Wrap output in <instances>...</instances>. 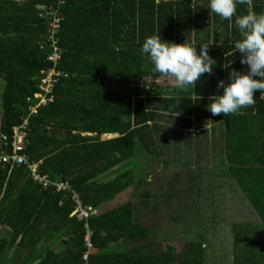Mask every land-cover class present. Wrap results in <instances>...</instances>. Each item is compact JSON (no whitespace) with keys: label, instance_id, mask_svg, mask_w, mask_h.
<instances>
[{"label":"trees","instance_id":"16d2710c","mask_svg":"<svg viewBox=\"0 0 264 264\" xmlns=\"http://www.w3.org/2000/svg\"><path fill=\"white\" fill-rule=\"evenodd\" d=\"M57 2L0 0V146L1 136H10L28 118L29 160L41 162L40 173L51 181L62 174L83 207L95 214L86 220L72 215L70 193L41 188L24 167L0 165V226L7 229L0 231V264H30L38 244L52 234L66 238L64 249L45 251L36 264H83L85 224L94 247L87 264H222L206 261V245L196 233L207 218L188 220L189 238L178 252L168 243L158 250L150 241L152 231L141 222L138 210L147 216L151 198L142 190L147 180L136 178L135 162L150 156L160 162L154 143L159 134H168L160 124L166 116L177 122V136H200L208 126L220 127L228 174L258 219L231 224V264H264V95L255 91V104L237 114L212 116L206 108L210 96L222 94L217 82H228L224 65L247 72L232 46L239 39L235 16L221 20L208 9V0H66L62 8ZM53 9L63 16L55 36L63 50L54 67L61 77L52 102L29 115L27 100L53 68L46 61ZM249 10L264 12V0H252L250 8L237 5L236 15ZM154 34L177 44L195 43L197 51L200 44L209 45L208 55L216 61L212 73L203 74L193 89L169 86L161 94L143 89L142 79L162 76L139 51L145 37ZM122 167L127 169L112 180H101ZM129 188L130 200L98 213ZM172 192L171 199L188 198L190 189ZM185 205L183 211L189 208ZM217 216L210 213L208 222Z\"/></svg>","mask_w":264,"mask_h":264},{"label":"rangeland","instance_id":"374dc122","mask_svg":"<svg viewBox=\"0 0 264 264\" xmlns=\"http://www.w3.org/2000/svg\"><path fill=\"white\" fill-rule=\"evenodd\" d=\"M140 85L148 92H153L154 90L161 92L165 87L169 86L170 83L168 78L165 76H152L141 80ZM162 121L166 124L165 127L168 130V134L174 136L175 129H177V127L174 125L173 119L166 116ZM111 136L112 135H106L103 138H110ZM188 140L190 139L187 138L186 142H184L186 145L182 147L183 155L186 154L183 159L187 160V162L190 161V163H186L185 165L191 164L194 160L195 163L196 161H208L209 159L207 158V154L205 152L206 149L203 147L202 143H198L200 145H195L194 149L192 148V151H190L188 149L191 146L188 145ZM168 159L171 158L169 157ZM220 159L221 162L220 160L215 159V163L217 164L211 165L213 169L208 170L209 172L205 171L203 173L205 177H210L212 179L213 182L209 183V185H201L196 181L192 182V180L196 179L198 173L191 165L180 170V166L178 165L175 166L166 164L165 166L163 162H158L151 156L147 160L139 158L135 162L136 166H138V170H135L136 178H143L147 180L148 183L143 186L142 190H147L151 198L149 204V214L144 216L143 208H140L138 212L142 215V224L152 231L150 241L151 244H157L158 250L161 249L160 247L162 245L168 243L175 246L177 252L181 251L184 248L186 241H188L189 236L186 235L190 233V227L192 225H189L188 220L193 219L194 216H198L199 218L205 217L207 219L204 224L207 225L196 229V233L199 234V239L206 245V261L209 263L221 262L222 264H231L232 254L229 232L230 224L228 223H234L237 221L233 220L234 222H231L229 220L230 216L235 217L237 213L233 210H229V215L227 210V214H224V212L221 213L224 216L219 214L220 211L218 207L220 205L218 200L221 199L219 194H224L225 198H233V196H235V198L237 197L239 201L236 202L237 205L235 206H240L241 209L245 205V208L247 209L242 211L240 210V212L248 213V211L251 212V209L247 207L249 206L247 204V200L237 188L235 182L230 178L228 172L225 168H223V165H221L223 159L222 156ZM200 165H203V163H200L198 166ZM126 169V167H122L118 169L116 168V171H109L101 177V180H112ZM218 186L221 187L218 188ZM182 189H186V191L187 189H190L189 194H186L188 198L180 195H176L177 197L174 196V199L170 198L171 193H173L172 190L177 191L178 194H180ZM131 190L132 189L129 188L117 195L115 198L103 203L98 208V213L108 211L111 208L130 200ZM167 194L169 197H166ZM133 201L136 203L135 200ZM211 203L212 205L208 209V204ZM185 204H187L189 208H184L183 211L182 208L186 206ZM197 209L199 215L195 213ZM187 210H190L192 213L187 212ZM212 211H216L219 215H221L220 218L217 216L218 219L216 222H208V216ZM251 216L256 218L253 214H251ZM243 217L247 218L250 216L246 214ZM218 224L221 226L223 225V227L216 229Z\"/></svg>","mask_w":264,"mask_h":264},{"label":"clouds","instance_id":"9594fccd","mask_svg":"<svg viewBox=\"0 0 264 264\" xmlns=\"http://www.w3.org/2000/svg\"><path fill=\"white\" fill-rule=\"evenodd\" d=\"M251 4L252 0H208V9L221 20H231L235 16L239 39L232 46L241 54L240 64L247 66V72L241 73L231 69L230 64L224 65L229 68L228 82H217L222 94L210 96L206 107L212 116L237 114L255 104V91L259 90L260 95H264V12L249 10L236 15L237 5L250 8ZM208 46L200 44L197 51L195 43L177 44L154 34L145 37L139 51L155 73L168 78L172 88L191 86L193 89L200 77L205 73L211 74L216 66V61L208 55Z\"/></svg>","mask_w":264,"mask_h":264},{"label":"built area","instance_id":"2783aa9c","mask_svg":"<svg viewBox=\"0 0 264 264\" xmlns=\"http://www.w3.org/2000/svg\"><path fill=\"white\" fill-rule=\"evenodd\" d=\"M66 0H58L57 7H63ZM63 19L62 12L58 9L49 11L48 32L50 34L51 52L47 55L46 61L53 65V68L48 69L43 73V77L38 86V92L35 93L32 99H28L29 115H34L37 109L41 106L51 103L53 100L52 90L61 73L54 69L55 64L62 59L63 50L55 36L58 34L61 21ZM33 100V102H32ZM32 102V103H31ZM28 118L23 120L19 127L12 129L10 136H1L0 146V165L21 166L28 172L29 178L43 189H51L56 193H70V200L74 204L72 215H78L79 218L86 220L90 215L95 214L91 207H83L77 195L73 192L72 186L67 180H63V175L59 174L56 181H51L46 175L40 173L41 162H31L26 154ZM61 204V202L59 203ZM85 235L83 237L84 247L86 252L82 256L83 264H87L88 254L93 250L91 242V231L87 225H84Z\"/></svg>","mask_w":264,"mask_h":264},{"label":"crops","instance_id":"0c3cea01","mask_svg":"<svg viewBox=\"0 0 264 264\" xmlns=\"http://www.w3.org/2000/svg\"><path fill=\"white\" fill-rule=\"evenodd\" d=\"M142 80H144V79H142ZM169 86H171V85H169ZM169 86L165 87L163 91H161V92L158 91V92L161 94ZM143 89H145V88H143ZM154 91H156V90H154ZM162 120H163V118L161 119L160 124L162 125V128H164L166 130V127H165L166 124L163 123ZM174 125L178 128L177 122ZM207 128H208L207 132L202 133V135H200V136H187V135L177 136L176 134L174 136H171L170 134H166V137L164 138V136L162 137L161 134H159L157 136V139L155 138L157 140V142L154 140L156 142V143H154L156 146L155 149L158 150L157 156L160 155L158 160L160 162H163L165 164V166H166V164L167 165H169V164L175 165V166L178 165V166H180V170L182 168L185 169L187 166L191 165L195 168V169L194 168L193 169L198 173L196 179L192 180V182L196 181L198 184H201V185H209V183H212L213 181L210 177H205L203 173L205 171L209 172L208 170L213 169L211 167V165L217 164V163H215V159L220 160V162H221L220 157L222 156L223 159H222L221 165H223V168H225L226 171H227V165L224 163V161H225L224 160V148H223V141H222V137H221L220 127L218 125L217 126L213 125V126H208ZM187 138L190 139V140H188V145L191 146L188 149L190 151H192V148L194 149L195 145L197 146V145H200L198 143H202L203 147L206 149L205 152L207 154V158L209 159L208 161L207 160H206V162L196 161V163H195V160H194V162H191V164L185 165L186 163H190V161L187 162V160L183 159L186 154L183 155V153H182V147L184 145H186V144H184V142H186ZM169 157L171 159H168ZM180 163H181V165H180ZM200 163H203V165L198 166ZM220 187L221 186H218V188H220ZM219 196L221 197V199L218 200V203L220 205L218 207V209L220 211L219 214H221L222 212H224V214H227V210H228V214H229V212H230L229 210H233L237 214L235 217L234 216L229 217L230 218L229 220L231 222H234L233 220H237L234 223L240 222L241 224H247V223L254 224V223L258 222V219L256 216H255L256 218H253L251 216V214L254 215V213H253L252 209L250 208V206H247V207L249 209H251V212H249V211H248V213L240 212V210L242 211V210H247V209L245 208V205L241 209H240V206H235V205H237L236 202L239 201V199L237 197L235 198V196H233V198L232 197L231 198H228V197L225 198L224 194H219ZM247 204H248V202H247ZM213 212L214 211H212L211 213L213 214ZM246 214L250 217H247V218L243 217ZM221 215L224 216L223 214H221ZM231 218H234V219H231ZM228 224H230V226H231V224H233V223H228ZM0 231L3 233H6L7 229L3 226H0ZM229 232H230V230H229ZM65 239H66L65 237L61 239L59 236L52 234L47 241L39 243L37 246V249H36V254L33 257L30 264H36L40 255L43 254L47 250L53 249L54 251H57V252L62 251L64 249L62 241ZM129 247H131V246L121 247V249L113 248L111 251H114L115 249H116L115 251H118V249L120 251H127L129 249ZM160 248H161L160 251H164L165 250V244L162 245Z\"/></svg>","mask_w":264,"mask_h":264},{"label":"water","instance_id":"95a60500","mask_svg":"<svg viewBox=\"0 0 264 264\" xmlns=\"http://www.w3.org/2000/svg\"><path fill=\"white\" fill-rule=\"evenodd\" d=\"M37 8H38V9H43V7H42V6H38Z\"/></svg>","mask_w":264,"mask_h":264}]
</instances>
